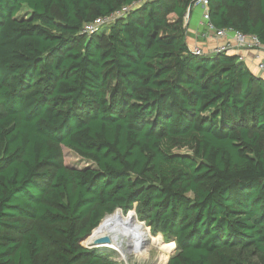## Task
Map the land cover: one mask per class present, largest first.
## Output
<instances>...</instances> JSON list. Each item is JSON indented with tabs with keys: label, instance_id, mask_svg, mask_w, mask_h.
<instances>
[{
	"label": "trees",
	"instance_id": "obj_1",
	"mask_svg": "<svg viewBox=\"0 0 264 264\" xmlns=\"http://www.w3.org/2000/svg\"><path fill=\"white\" fill-rule=\"evenodd\" d=\"M193 2L0 0V264H116L82 242L133 208L176 242L168 264L264 258V77L192 52ZM210 15L264 41V0H210ZM62 146L90 165H64Z\"/></svg>",
	"mask_w": 264,
	"mask_h": 264
},
{
	"label": "built area",
	"instance_id": "obj_2",
	"mask_svg": "<svg viewBox=\"0 0 264 264\" xmlns=\"http://www.w3.org/2000/svg\"><path fill=\"white\" fill-rule=\"evenodd\" d=\"M138 2H135L132 5H125L121 9L113 12L112 14L105 17H98L92 21L86 22L83 26L82 33L92 34L96 32L100 27L104 25H109L114 22L118 17L124 16L132 7H135ZM195 7L203 8L202 20L200 22V35L205 38H223L229 37L228 41L216 45L212 48V51L206 52L204 48L200 45L194 44L190 46L193 53L196 55H209V54H219V53H231L236 54L239 60L246 61L247 52H251L254 61H256V67L260 72H264V41H262L255 34H246L240 30H237L232 27L228 28H219L211 20L210 15V0H194L192 6L189 8V11ZM188 11V12H189ZM189 16H186V22L188 23ZM230 39V40H229ZM132 211V210H130ZM136 211V210H135ZM137 214V212H136ZM138 217V216H137ZM139 219V218H138ZM146 224L145 221H142ZM142 243V242H141ZM142 245V244H141ZM143 248V245L142 247ZM131 249H133L131 247ZM130 250V249H129ZM117 251V250H116ZM120 253V252H119ZM138 255L135 251L130 250L129 254ZM121 254V253H120ZM117 261H121L122 264H136L132 262L129 257L122 256L115 258Z\"/></svg>",
	"mask_w": 264,
	"mask_h": 264
},
{
	"label": "rangeland",
	"instance_id": "obj_3",
	"mask_svg": "<svg viewBox=\"0 0 264 264\" xmlns=\"http://www.w3.org/2000/svg\"><path fill=\"white\" fill-rule=\"evenodd\" d=\"M256 3H258V0H256ZM194 9H196V7ZM26 12L27 11L25 10L23 14H26ZM232 12L236 13L235 10H233ZM259 15H260V12L258 10V5H257V8L255 9V16L258 17ZM61 150H62V154H61V157H60V161L64 165L68 166L69 168H84V167L90 165L89 162H87L84 159H82L80 156H78L70 148L62 146ZM181 152H186V149L182 150ZM134 205L136 206L137 204L135 203ZM117 210H120V209H117ZM132 210L135 211V208H133ZM122 212L124 214L126 213L123 210H122ZM129 212H131V211H129ZM129 212H127V213L129 214ZM139 220H140V218H139ZM34 224H36V226H38V227L40 226L39 222H35ZM145 226H146L147 230L150 232L152 237H157L158 235L162 236V240L160 241V243H162V245H164V247L159 248L157 246H154V244H152L150 242V240H148L147 238H144V240L142 241L141 244L144 246V248H147V247L149 248V249H147L148 254L147 255L141 254L142 256H136L135 254L131 253V254H128L129 259L132 262L136 263V264H168L170 258L176 253V242L174 240H166V237L164 236V234H162V233H158V234L157 233H153L151 231V227L150 226H148L147 224H145ZM47 227H48V230L51 233H53V235L55 236L56 239L57 238L60 239V236H58L55 233V231H54V226H50L49 225ZM45 240H46L47 247H46V251H45V253L43 255L44 257L50 251H52L51 252V254H52L57 249V246L54 245V244H51L50 241L46 237H45ZM131 240H132V242L130 243L129 249L131 250V252H132L133 249H135V251H138V247H139V244H140V243H138L136 241L138 239L135 237V238H132ZM82 245H85V244L82 242ZM169 246H172V250L171 251L168 250ZM131 247L133 249H131ZM112 251L114 252L113 260L116 262V264H122L121 261H119V260L117 261L115 259L116 257L117 258L121 257V254L118 251H116V249H114V248L112 249ZM230 252L233 255L245 260L249 264H264V258L261 257V256H258V255H254L253 252H251V249L247 250L246 252L241 251L240 249L230 250ZM138 255H140V254H138ZM166 255H167V257L165 258Z\"/></svg>",
	"mask_w": 264,
	"mask_h": 264
},
{
	"label": "bare ground",
	"instance_id": "obj_4",
	"mask_svg": "<svg viewBox=\"0 0 264 264\" xmlns=\"http://www.w3.org/2000/svg\"><path fill=\"white\" fill-rule=\"evenodd\" d=\"M121 210L122 209L110 213L105 218H103L101 226L97 230H95L94 233L83 243L85 245H90L93 244L97 238L109 235L111 237V243L109 245L125 257H128V254L130 253V243L132 242L131 239L135 237L138 239L136 241L140 243L138 251H135V249H133V251H135L137 254H148V247L144 248L143 246V248H141V242L144 240V238L150 240V242L154 244V246H157L159 248L164 247V245L160 243V241L162 240V236L158 235L157 237H152L150 232L147 230L145 223L138 219L134 211L129 212V214L127 215L124 214ZM168 250L171 251L172 246H169ZM166 257L167 255L165 256V258Z\"/></svg>",
	"mask_w": 264,
	"mask_h": 264
},
{
	"label": "crops",
	"instance_id": "obj_5",
	"mask_svg": "<svg viewBox=\"0 0 264 264\" xmlns=\"http://www.w3.org/2000/svg\"><path fill=\"white\" fill-rule=\"evenodd\" d=\"M190 14L191 15L187 23V42L189 46L197 44L200 45L202 48H204L206 52H210L212 51V48H214L216 45L228 41L229 37L216 39V38H205L202 35H200V31H201L200 22L202 20V15H203L202 7H196V9L193 8ZM246 55L247 58L245 63L250 68V70L257 75L264 77V72H260L257 69L256 61H254L252 53L247 52Z\"/></svg>",
	"mask_w": 264,
	"mask_h": 264
},
{
	"label": "water",
	"instance_id": "obj_6",
	"mask_svg": "<svg viewBox=\"0 0 264 264\" xmlns=\"http://www.w3.org/2000/svg\"><path fill=\"white\" fill-rule=\"evenodd\" d=\"M191 13V9L190 11L188 12V16L190 17V14ZM234 56H237L236 54H233ZM263 77V76H261ZM133 211V210H132ZM134 213L136 214V211H134ZM137 215V214H136ZM98 227V226H97ZM96 229V228H95ZM94 229V230H95ZM93 230V231H94ZM92 231V233H93ZM89 234L88 236H86L85 240L87 238H89L91 235ZM111 243V237L109 235H106V236H101L99 238H97L93 244H90V245H84L86 247H89V248H92V249H100V250H107V251H112L113 247H111L109 244Z\"/></svg>",
	"mask_w": 264,
	"mask_h": 264
}]
</instances>
